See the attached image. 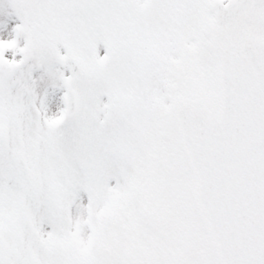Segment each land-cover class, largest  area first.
Returning a JSON list of instances; mask_svg holds the SVG:
<instances>
[{
  "label": "snow or ice",
  "instance_id": "snow-or-ice-1",
  "mask_svg": "<svg viewBox=\"0 0 264 264\" xmlns=\"http://www.w3.org/2000/svg\"><path fill=\"white\" fill-rule=\"evenodd\" d=\"M0 264H264V0H0Z\"/></svg>",
  "mask_w": 264,
  "mask_h": 264
}]
</instances>
